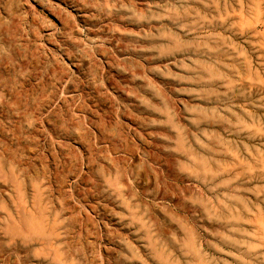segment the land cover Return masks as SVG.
Listing matches in <instances>:
<instances>
[{"label":"rangeland","instance_id":"374dc122","mask_svg":"<svg viewBox=\"0 0 264 264\" xmlns=\"http://www.w3.org/2000/svg\"><path fill=\"white\" fill-rule=\"evenodd\" d=\"M0 264H264V0H0Z\"/></svg>","mask_w":264,"mask_h":264},{"label":"bare ground","instance_id":"6f19581e","mask_svg":"<svg viewBox=\"0 0 264 264\" xmlns=\"http://www.w3.org/2000/svg\"><path fill=\"white\" fill-rule=\"evenodd\" d=\"M74 8H75V9H74L75 11L79 10V7H77V5H74ZM78 12H80V11H78ZM79 16H80V17H83L84 15L81 14V15H79ZM11 235H12L13 237H12ZM11 235H10L11 238H15V237H14L15 234L13 235V233H12ZM11 240H13V239H11ZM14 241H15V240H13V242H14ZM12 244H13V243H12ZM14 244H15V243H14ZM13 247H14V246H13ZM15 247H16V246H15ZM15 247H14V248H15Z\"/></svg>","mask_w":264,"mask_h":264}]
</instances>
